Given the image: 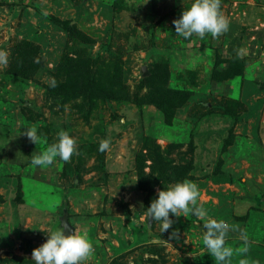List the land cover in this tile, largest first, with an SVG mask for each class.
Returning <instances> with one entry per match:
<instances>
[{
  "label": "rangeland",
  "instance_id": "rangeland-1",
  "mask_svg": "<svg viewBox=\"0 0 264 264\" xmlns=\"http://www.w3.org/2000/svg\"><path fill=\"white\" fill-rule=\"evenodd\" d=\"M191 2L0 0V264H35L66 214L94 246L80 264H215L209 217L237 225L231 264H264V0H221L228 30L184 38ZM61 129L78 151L32 164ZM185 178L209 217L162 232L146 208Z\"/></svg>",
  "mask_w": 264,
  "mask_h": 264
},
{
  "label": "clouds",
  "instance_id": "clouds-1",
  "mask_svg": "<svg viewBox=\"0 0 264 264\" xmlns=\"http://www.w3.org/2000/svg\"><path fill=\"white\" fill-rule=\"evenodd\" d=\"M175 32L184 38L193 33L204 36L210 33L218 36L229 28V19L223 14L221 0H192L190 6L183 9L182 14L174 19ZM8 54L6 49H0V63H7ZM52 87L56 86L53 78L50 82ZM23 133L37 145L42 143V133L35 125L23 128ZM59 139L49 144L41 151L32 154L31 162L37 166L51 165L59 157L65 161L71 159L78 151L75 138L67 130L61 129L58 133ZM110 147V139H102L99 150L105 151ZM200 188L195 181L185 178L175 184L167 186L158 191V196L153 199L146 208L149 218L160 221L162 232L172 227L173 219L170 216L193 212L196 216L209 217V210L203 206H197V198ZM237 225L230 224L225 219L209 217L204 221L205 231L203 243L212 255L215 264H231L234 255L232 246L226 243V235L229 229ZM173 235L172 231L170 236ZM48 239L32 251V259L35 264H80L88 259L94 252V246L87 232L65 234L64 227H58L48 231ZM247 251V248L239 249ZM239 264H248L247 258L242 257Z\"/></svg>",
  "mask_w": 264,
  "mask_h": 264
},
{
  "label": "water",
  "instance_id": "water-1",
  "mask_svg": "<svg viewBox=\"0 0 264 264\" xmlns=\"http://www.w3.org/2000/svg\"><path fill=\"white\" fill-rule=\"evenodd\" d=\"M62 227L65 228V234H72L74 233V227L70 223L67 214L62 218Z\"/></svg>",
  "mask_w": 264,
  "mask_h": 264
}]
</instances>
